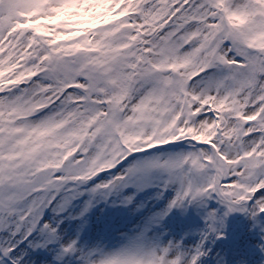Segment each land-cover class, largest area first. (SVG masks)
Instances as JSON below:
<instances>
[{
	"label": "snow or ice",
	"instance_id": "snow-or-ice-1",
	"mask_svg": "<svg viewBox=\"0 0 264 264\" xmlns=\"http://www.w3.org/2000/svg\"><path fill=\"white\" fill-rule=\"evenodd\" d=\"M232 213L264 253V0H0V264H228Z\"/></svg>",
	"mask_w": 264,
	"mask_h": 264
},
{
	"label": "rangeland",
	"instance_id": "rangeland-1",
	"mask_svg": "<svg viewBox=\"0 0 264 264\" xmlns=\"http://www.w3.org/2000/svg\"><path fill=\"white\" fill-rule=\"evenodd\" d=\"M189 226L198 227L203 225L202 219L189 209V217L186 221ZM227 239L221 240L218 247L225 251V242L233 241L236 248L232 257L228 260V264H236L237 260L244 259L247 264H260L264 261V253H261L255 247L258 239L253 231H249V222L240 213H232L227 218L226 228Z\"/></svg>",
	"mask_w": 264,
	"mask_h": 264
}]
</instances>
